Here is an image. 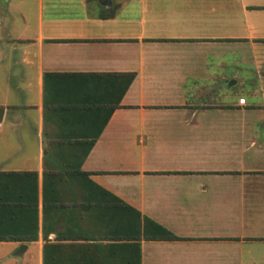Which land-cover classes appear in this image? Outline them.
<instances>
[{
    "label": "crops",
    "instance_id": "crops-1",
    "mask_svg": "<svg viewBox=\"0 0 264 264\" xmlns=\"http://www.w3.org/2000/svg\"><path fill=\"white\" fill-rule=\"evenodd\" d=\"M128 71L81 160L85 143L59 137L105 118L83 108L97 77L64 91L44 73ZM78 164L178 238L138 237L129 209L43 213L45 169ZM34 182L37 212L4 209L0 234L37 237L0 239V264H264V0H0V195L32 200Z\"/></svg>",
    "mask_w": 264,
    "mask_h": 264
},
{
    "label": "trees",
    "instance_id": "trees-1",
    "mask_svg": "<svg viewBox=\"0 0 264 264\" xmlns=\"http://www.w3.org/2000/svg\"><path fill=\"white\" fill-rule=\"evenodd\" d=\"M102 16H110L113 14V9L110 12L101 13ZM85 76L91 75L97 77V80H92L94 86H96L97 90L95 97L96 99L92 101L90 104L86 105L83 108H91L95 109L96 113L100 111V108H105V118L100 121L98 127L91 133V136L78 137L76 135H66L59 137L60 143H71V142H80L85 143L86 151L81 156L82 158L85 156L89 148L94 143L95 139L101 132L107 118H109L110 114L116 107L121 106L120 100L123 93L128 88L131 83L135 72H91V73H74V72H45L44 77H55L56 78V87L58 89H62L67 91L68 86L72 84L70 77L72 76ZM99 77V78H98ZM99 97V98H98ZM105 99V101H103ZM100 100H102L100 102ZM61 108L70 109L72 107L68 105H60ZM82 112V111H81ZM77 113H79L77 111ZM25 174L36 175L35 171H24ZM89 172L80 169L79 164L74 168H64L59 170H51L48 171L45 169L44 178L42 183V210L45 213L47 210H50L54 207H57L59 210H63L69 208L70 206H90L93 211L105 213L109 220H115L121 212L125 213V210H131L134 215L140 217V225L141 232L138 237L140 238H153V239H176L177 235L169 231L164 226L158 224L152 219L144 216L142 217L139 211L135 208L124 202L121 198L100 186L96 182L88 176ZM47 175L50 176L49 182L47 181ZM64 179H63V178ZM34 198L32 200H21L18 202H9L3 199L0 195V215H2L3 210H7L8 214L12 217H18L22 213L30 214L36 213L38 207V199H37V185L34 182ZM73 186L78 188V192L82 195L85 194V198H81L79 203L73 202V200H66L63 198L65 194L66 188L71 189ZM50 191V192H48ZM50 193V196H48ZM83 196V195H82ZM148 223H151L153 227H155L153 232H150ZM33 225L35 221H33ZM46 236V235H45ZM37 237L36 231H25L20 234H0V239H10L15 238L21 241L25 240H34ZM44 245H50L45 243Z\"/></svg>",
    "mask_w": 264,
    "mask_h": 264
},
{
    "label": "water",
    "instance_id": "water-1",
    "mask_svg": "<svg viewBox=\"0 0 264 264\" xmlns=\"http://www.w3.org/2000/svg\"><path fill=\"white\" fill-rule=\"evenodd\" d=\"M23 247H25V245H20L19 246V249H18V252H21V250L23 249Z\"/></svg>",
    "mask_w": 264,
    "mask_h": 264
},
{
    "label": "rangeland",
    "instance_id": "rangeland-1",
    "mask_svg": "<svg viewBox=\"0 0 264 264\" xmlns=\"http://www.w3.org/2000/svg\"><path fill=\"white\" fill-rule=\"evenodd\" d=\"M240 102H243L244 101V97H239L238 99Z\"/></svg>",
    "mask_w": 264,
    "mask_h": 264
}]
</instances>
